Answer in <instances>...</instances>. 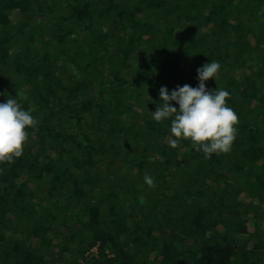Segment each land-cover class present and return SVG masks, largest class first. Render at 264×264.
I'll return each instance as SVG.
<instances>
[{
    "label": "trees",
    "instance_id": "obj_1",
    "mask_svg": "<svg viewBox=\"0 0 264 264\" xmlns=\"http://www.w3.org/2000/svg\"><path fill=\"white\" fill-rule=\"evenodd\" d=\"M209 61L238 124L206 159L150 111ZM7 99L38 124L0 163V264H264V0H0Z\"/></svg>",
    "mask_w": 264,
    "mask_h": 264
},
{
    "label": "clouds",
    "instance_id": "obj_2",
    "mask_svg": "<svg viewBox=\"0 0 264 264\" xmlns=\"http://www.w3.org/2000/svg\"><path fill=\"white\" fill-rule=\"evenodd\" d=\"M221 65L209 61L198 68L197 87L187 84L169 90L162 86L151 118L156 122L170 120V146L175 148L181 139L191 142L204 157L227 153L236 139L238 116L226 103L230 93L222 88L206 89L209 78L215 80ZM27 99V96L23 97ZM173 102L178 107L173 106ZM38 120L31 110H25L17 99L0 103V163H11L20 157L28 140V128H35ZM144 182L152 186L154 181L145 174Z\"/></svg>",
    "mask_w": 264,
    "mask_h": 264
},
{
    "label": "rangeland",
    "instance_id": "obj_3",
    "mask_svg": "<svg viewBox=\"0 0 264 264\" xmlns=\"http://www.w3.org/2000/svg\"><path fill=\"white\" fill-rule=\"evenodd\" d=\"M4 78V80H5V83L7 82V84H9L10 82H12L11 81V79H9V77H3ZM172 155L173 156H175L176 155V153H172ZM23 180H25V176H23V178H22ZM168 180H169V182H172L173 181V178H172V176L171 177H168ZM28 185L31 187V188H36V185L35 184H33V183H28ZM35 193L37 194V196H39V199H41V198H44L43 196L46 194V192H45V189L44 188H42V189H39V190H35ZM32 200L33 201H37L38 200V198L36 197H32ZM39 201V200H38ZM245 203H243V204H245L244 205V207H245V209H247V210H252L251 208H254L255 210H258L259 209V207L258 206H249L248 205V201H244ZM260 210V209H259ZM254 212V211H253ZM251 237H253V239H254V242H256L255 241V238H254V236L252 235ZM34 244V243H33ZM187 244H189L188 242H187Z\"/></svg>",
    "mask_w": 264,
    "mask_h": 264
}]
</instances>
